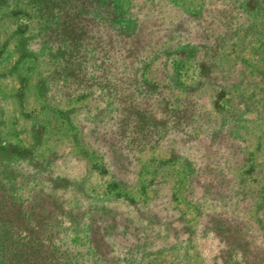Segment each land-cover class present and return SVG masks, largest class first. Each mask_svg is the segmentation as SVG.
<instances>
[{
  "label": "rangeland",
  "instance_id": "rangeland-1",
  "mask_svg": "<svg viewBox=\"0 0 264 264\" xmlns=\"http://www.w3.org/2000/svg\"><path fill=\"white\" fill-rule=\"evenodd\" d=\"M0 144L61 241L89 217L114 264H264V0H0Z\"/></svg>",
  "mask_w": 264,
  "mask_h": 264
},
{
  "label": "trees",
  "instance_id": "trees-1",
  "mask_svg": "<svg viewBox=\"0 0 264 264\" xmlns=\"http://www.w3.org/2000/svg\"><path fill=\"white\" fill-rule=\"evenodd\" d=\"M132 84L139 92L136 81ZM25 152L19 145L0 144V264H114L105 227L95 218H87L85 240H59V197L54 189L47 193L35 173L21 169Z\"/></svg>",
  "mask_w": 264,
  "mask_h": 264
}]
</instances>
